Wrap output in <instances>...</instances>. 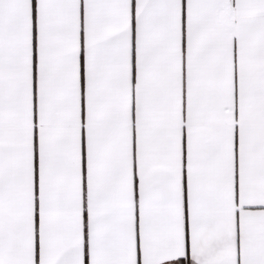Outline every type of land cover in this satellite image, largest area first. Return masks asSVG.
<instances>
[{
	"label": "snow or ice",
	"instance_id": "6c2138e0",
	"mask_svg": "<svg viewBox=\"0 0 264 264\" xmlns=\"http://www.w3.org/2000/svg\"><path fill=\"white\" fill-rule=\"evenodd\" d=\"M0 264H264V0H0Z\"/></svg>",
	"mask_w": 264,
	"mask_h": 264
}]
</instances>
